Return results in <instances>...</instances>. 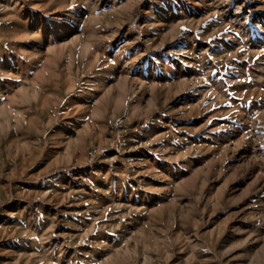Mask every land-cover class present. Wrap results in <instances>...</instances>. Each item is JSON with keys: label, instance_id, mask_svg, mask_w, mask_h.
I'll return each instance as SVG.
<instances>
[{"label": "rangeland", "instance_id": "374dc122", "mask_svg": "<svg viewBox=\"0 0 264 264\" xmlns=\"http://www.w3.org/2000/svg\"><path fill=\"white\" fill-rule=\"evenodd\" d=\"M0 264H264V0H0Z\"/></svg>", "mask_w": 264, "mask_h": 264}]
</instances>
